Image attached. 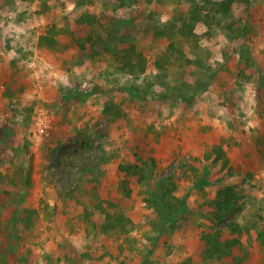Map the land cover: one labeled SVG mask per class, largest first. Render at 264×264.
Instances as JSON below:
<instances>
[{"label": "rangeland", "instance_id": "1", "mask_svg": "<svg viewBox=\"0 0 264 264\" xmlns=\"http://www.w3.org/2000/svg\"><path fill=\"white\" fill-rule=\"evenodd\" d=\"M259 233L264 0H0V264H264Z\"/></svg>", "mask_w": 264, "mask_h": 264}, {"label": "trees", "instance_id": "2", "mask_svg": "<svg viewBox=\"0 0 264 264\" xmlns=\"http://www.w3.org/2000/svg\"><path fill=\"white\" fill-rule=\"evenodd\" d=\"M229 4H230L229 1H224L223 7L225 10V13H227L228 11L227 9L229 7ZM213 20H216L217 26H221L222 19L213 18ZM204 22L207 28L210 29L212 27L210 23L211 19L206 18ZM53 34L54 32L52 30H49L46 33V35L44 34L39 38L38 43H39L40 50H47V49L54 47V45L58 44V41L53 37ZM177 34L178 36H181L186 39H192L196 37L195 32H194V25L192 23H183V25L177 31ZM118 62H119L118 70L128 75L136 77L139 74H143L145 71V62L142 60L141 57H137L133 55V53L129 49L123 50V55L118 58ZM221 152H222L221 149L217 147L213 148V153L217 154V158H220L219 154ZM145 168H148V166L142 164L139 167L131 166V165L130 166H120L119 170L125 172V174L129 176L133 175V177L135 176L138 177V183H145V185L147 186V182H146L147 176L145 173ZM123 189L125 190L124 191L125 196L129 197L130 191H128V189H125L124 187ZM219 198L220 200L215 202L216 211L214 214L215 219L218 223L223 222L224 216L228 215L230 211L232 210L233 208L232 202L234 199V194L229 189H225V190L220 191ZM163 199H165V196H163ZM163 199H160L163 204H161L162 206L159 207V210L162 211L163 213H159V214H161L162 218L166 221V219L172 215V211L170 207L167 208V206H169L170 203L166 202ZM179 204L182 205V203H179ZM102 212L104 213L105 226H109L110 223L112 224L116 223L118 227L119 224H121V222L127 219V218H124L123 215L121 216L120 214H106L105 210H102ZM203 236H204V241L206 245V248L203 251L204 259H212V258H217L218 256H223V251H222L223 248L218 246L216 240H214L209 234H204ZM258 238L264 246V233H259ZM226 247L229 249V246H226Z\"/></svg>", "mask_w": 264, "mask_h": 264}, {"label": "built area", "instance_id": "3", "mask_svg": "<svg viewBox=\"0 0 264 264\" xmlns=\"http://www.w3.org/2000/svg\"><path fill=\"white\" fill-rule=\"evenodd\" d=\"M10 20V19H9ZM8 23H11V21H9Z\"/></svg>", "mask_w": 264, "mask_h": 264}]
</instances>
